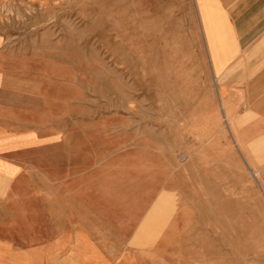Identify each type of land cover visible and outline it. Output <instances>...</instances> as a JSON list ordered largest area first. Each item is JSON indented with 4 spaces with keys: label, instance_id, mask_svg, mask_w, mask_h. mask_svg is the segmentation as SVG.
<instances>
[{
    "label": "rangeland",
    "instance_id": "rangeland-1",
    "mask_svg": "<svg viewBox=\"0 0 264 264\" xmlns=\"http://www.w3.org/2000/svg\"><path fill=\"white\" fill-rule=\"evenodd\" d=\"M0 36L47 146L9 208L57 227L0 264H264V169L227 129L194 0H0Z\"/></svg>",
    "mask_w": 264,
    "mask_h": 264
},
{
    "label": "crops",
    "instance_id": "crops-1",
    "mask_svg": "<svg viewBox=\"0 0 264 264\" xmlns=\"http://www.w3.org/2000/svg\"><path fill=\"white\" fill-rule=\"evenodd\" d=\"M194 3L201 33V19L206 17L203 27L211 82L227 129L237 139L247 167L264 169V0ZM18 63L0 36V187L7 193H0L1 251L25 248L33 240L46 243L57 231L56 225L47 223L39 229L33 221L23 225L9 208L25 198L19 197L18 187L35 184L34 176L43 169L42 152L47 149L39 124H26V74ZM31 113L35 116V110Z\"/></svg>",
    "mask_w": 264,
    "mask_h": 264
},
{
    "label": "bare ground",
    "instance_id": "bare-ground-1",
    "mask_svg": "<svg viewBox=\"0 0 264 264\" xmlns=\"http://www.w3.org/2000/svg\"><path fill=\"white\" fill-rule=\"evenodd\" d=\"M197 1V0H196ZM202 20V29H203V31H202V36H203V39L205 40V32H204V27H203V25H204V23H205V21L203 20V18L201 19ZM201 23V22H200ZM205 46H206V41H205ZM206 50H207V54H208V49H207V47H206ZM222 105V104H221ZM223 107V106H222Z\"/></svg>",
    "mask_w": 264,
    "mask_h": 264
}]
</instances>
